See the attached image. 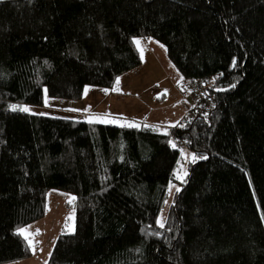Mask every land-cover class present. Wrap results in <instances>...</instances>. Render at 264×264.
I'll return each mask as SVG.
<instances>
[{
	"label": "trees",
	"instance_id": "16d2710c",
	"mask_svg": "<svg viewBox=\"0 0 264 264\" xmlns=\"http://www.w3.org/2000/svg\"><path fill=\"white\" fill-rule=\"evenodd\" d=\"M135 37L181 74L167 131L13 110L112 88ZM202 79L205 111L183 121L181 83ZM182 145L196 159L161 227ZM52 189L74 194L75 228L46 264H264V0H0V263L31 254L17 229Z\"/></svg>",
	"mask_w": 264,
	"mask_h": 264
},
{
	"label": "rangeland",
	"instance_id": "374dc122",
	"mask_svg": "<svg viewBox=\"0 0 264 264\" xmlns=\"http://www.w3.org/2000/svg\"><path fill=\"white\" fill-rule=\"evenodd\" d=\"M134 42L140 55V64L119 75L112 88L88 85L79 99L52 97L47 95L44 88L41 105L18 103L13 106L22 111L26 108V112L34 114L116 125L145 123L159 131H167L176 125L183 114L185 98L177 87L181 74L167 57L162 43L142 37H135ZM180 154L182 159L175 171L176 181L170 183L168 198L157 218L159 225L165 223L173 193L179 187L178 182L183 180L187 163L193 157L183 145L180 146ZM178 174L182 179L177 178ZM73 197L74 194L69 192L49 190L45 215L17 229L27 240L31 254L0 264H46L58 234L74 231ZM70 216L74 220H69Z\"/></svg>",
	"mask_w": 264,
	"mask_h": 264
},
{
	"label": "built area",
	"instance_id": "2783aa9c",
	"mask_svg": "<svg viewBox=\"0 0 264 264\" xmlns=\"http://www.w3.org/2000/svg\"><path fill=\"white\" fill-rule=\"evenodd\" d=\"M208 81L209 79H202L193 82L184 81L181 83L182 91L185 94L188 93L190 96V105L186 106L187 110L182 118L183 121H189L194 119L196 115L204 113L206 107L201 105L200 100L202 97V90ZM203 97L205 96L203 95ZM207 102L209 101L207 100Z\"/></svg>",
	"mask_w": 264,
	"mask_h": 264
},
{
	"label": "snow or ice",
	"instance_id": "6c2138e0",
	"mask_svg": "<svg viewBox=\"0 0 264 264\" xmlns=\"http://www.w3.org/2000/svg\"><path fill=\"white\" fill-rule=\"evenodd\" d=\"M137 44H139V41H137ZM233 66H235V65H233ZM13 110H15V106H13ZM24 111H28V109H23ZM91 122V121H90ZM123 126V125H122ZM129 126H134V125H129ZM203 158H205L206 159V157H203ZM195 159H196V157L195 156H193L192 157V160H193V162H195ZM184 175L186 176L187 175V173L186 172H184ZM177 178H180V179H182V177L181 176H179V174L177 175ZM177 191H179V189H177ZM75 198L73 197L72 198V200H74ZM72 200H70L69 201V203H71L72 202ZM69 220H74V217L73 216H70L69 218H68ZM161 227H163V223H161V225H160ZM73 229H74V225H73Z\"/></svg>",
	"mask_w": 264,
	"mask_h": 264
}]
</instances>
